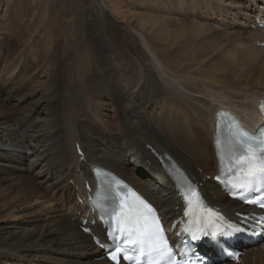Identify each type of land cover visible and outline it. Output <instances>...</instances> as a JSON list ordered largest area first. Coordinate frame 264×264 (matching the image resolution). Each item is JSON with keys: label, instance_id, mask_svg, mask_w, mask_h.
<instances>
[{"label": "bare ground", "instance_id": "bare-ground-1", "mask_svg": "<svg viewBox=\"0 0 264 264\" xmlns=\"http://www.w3.org/2000/svg\"><path fill=\"white\" fill-rule=\"evenodd\" d=\"M98 1L104 5V0ZM246 1L248 7L238 5L239 2L226 4L236 11L227 10L225 17H231L241 29L247 28V25L238 14L249 15L244 9L264 13V0H254L255 9H251L254 6L252 0ZM28 32L23 27L20 34ZM258 35L261 39L256 41H264V30L253 34ZM34 40L37 43L33 47L23 46L17 50L18 62L0 59V203L9 210L0 211V264H111L102 258L103 252L94 244L92 236L83 231L86 211L75 197L77 191L85 193L86 180L94 182L93 165L114 171L137 188L159 207L168 227L180 215L182 206L170 177L169 171L173 170L183 171L194 181L204 183L203 189L210 203L221 206L231 217H235L236 212H247L248 209L228 199L216 183L206 178L207 174H215L218 169L213 143L216 110L224 106L237 112L249 125L256 127L259 123L255 107L264 97V64H258L253 54L252 57L251 53L247 55L244 51L246 55H242V51L241 59L235 61L237 64L232 70L238 76L235 81L222 84L221 77L225 74L220 71L213 73L206 85L208 90L199 92L201 99H197V106L200 103L202 107L194 108L195 115L200 117L194 121L191 118L193 115L189 117L187 110L184 111V102L190 104L191 98L188 99L182 90L186 89L188 93L187 89L196 83L190 80L188 73L175 70L173 77L158 75V72L165 73L167 67L159 50H154V63H149L154 78L149 75L145 86L140 80L137 86L130 88L123 85L122 81H126L124 75L114 68L117 59L115 51L106 48H93L91 51L73 49L78 57L74 62L75 71H69L67 86L62 88L54 80L61 68V63L54 61L56 53L51 54V47H41L38 39ZM237 44L239 50L244 48L243 43ZM247 47L254 53L259 49L252 44ZM13 52L16 50L13 49ZM4 53L8 55L10 52L5 50ZM32 53H36V58L31 56ZM86 53L100 56L94 77L90 72H84L83 57ZM248 56H251L248 58L250 63H246ZM42 57L47 58V64L51 63L50 71L44 75V92L36 85L40 83L39 78L32 73L41 64ZM27 85L31 87L23 92ZM214 86L230 95L235 102L217 98L213 91H209ZM20 93V103L29 105L25 114L30 117H25L28 122L22 118L21 121L14 120L3 110L6 100ZM92 95H101L111 101L116 109L114 116L117 120L114 121L120 127V133L113 131L115 126L112 127L110 115L109 118L100 116L94 109ZM84 101L89 106V112L82 106ZM195 101H192L193 104ZM71 103V111H67L66 106ZM171 105L175 109L171 110ZM9 127H13L10 128L13 134L20 133L22 140L17 139L16 144L8 143L12 137L4 139V136L10 135L7 133ZM101 127L110 129L112 134H106ZM158 130L165 137L158 135ZM96 140L102 146L95 149L99 145ZM33 141H37L36 144H32ZM76 143L83 148L86 160L80 161ZM148 145L155 150L154 153L147 148ZM17 147L20 150L31 148L32 156L18 151ZM139 155L140 162L131 160ZM120 161L124 165H120ZM195 164L199 167L197 171ZM47 191L51 194L48 195ZM64 206L69 208L62 212ZM15 209L26 212L16 216ZM91 227L96 235H104L105 231L99 224ZM260 260H263L262 263ZM244 262L264 264V250L248 248Z\"/></svg>", "mask_w": 264, "mask_h": 264}, {"label": "rangeland", "instance_id": "rangeland-1", "mask_svg": "<svg viewBox=\"0 0 264 264\" xmlns=\"http://www.w3.org/2000/svg\"><path fill=\"white\" fill-rule=\"evenodd\" d=\"M231 2H239L238 5L243 6L249 4L246 0H104V5L98 0H0V59L18 62L17 50L23 46L33 47L37 43L34 39H38L41 47H51V54L56 53L54 61L61 63V68L54 80L64 88L67 86V75L70 70H73L75 59L78 58L73 49L82 48L84 51H91L93 48L96 50L106 48L116 52L117 59L114 68L117 73L124 75L126 81H122L123 85L133 88L140 80H142L141 85L145 86V79L149 75L154 78L155 74L149 63H154V50H159L167 67H165V73L164 71L158 72V75L173 77L175 70L188 73L191 76L190 80L196 83L194 87L187 89V92L192 94L191 96L186 95L188 93L182 87L184 89L182 91H185L184 95L188 99L191 98L190 104L184 102V111L187 110L189 117L193 115L191 118L195 121L200 117L195 115L194 108L202 107L200 103L197 106L198 100L201 99L199 92L204 89L208 90L206 85L210 82L209 79H212L214 72L224 73L221 83L227 84L237 80L238 76L232 70L237 64L235 61H239L242 55L251 53L258 64L259 62L264 64L263 49L254 50L255 53L258 51L257 55L251 50L248 51L247 42L251 37V31L241 29L235 20L225 17L227 10L233 9L229 7L230 5H226ZM252 8L255 9L256 5L251 6ZM233 10L236 11V9ZM244 12L252 11L248 8L244 9ZM241 16L238 14L239 18ZM23 27H26L29 32L21 35L20 31ZM237 43H243L242 47L245 49L239 50ZM13 49L16 50L15 53ZM5 50L10 53L5 54ZM35 55L36 53L31 54L33 58ZM251 56L247 57L246 63H250L248 58ZM99 57L86 53L83 57L85 73L90 72L93 77L96 75L95 69L98 70L96 67ZM156 63L158 64L157 61ZM50 64H47L46 57H42L41 64L37 65L32 72L39 78L40 83L36 85L42 92L46 87L44 75L50 71ZM30 87L31 85L24 87L23 92L26 91L25 88ZM209 89L219 99L234 100L230 99V95L226 92L219 90L218 86ZM210 92L208 95L211 94ZM22 93L10 96L3 106L5 114L17 121H21V118L24 120L25 117L30 119L25 116L29 105L20 103ZM194 93L196 96H193ZM91 98L92 105L98 114L106 115V118L110 115L113 122L112 127L115 126L112 128L113 131H117L116 134L120 133V127L118 128L115 123L116 109L111 101L105 100L101 95H92ZM209 98L215 97L209 96ZM192 99L194 101L198 99L194 102L196 107ZM174 105H171V110L175 109ZM72 106V103L67 105V111H71ZM82 106L89 112L87 108L89 106L85 101L82 102ZM188 106L191 108L189 109ZM57 109L58 106H56ZM27 119L26 122H28ZM10 128L13 127H9L7 132L10 135L4 136V139L10 136L13 140L9 139L8 143L16 144V140L22 137L18 132V135L13 134L14 131ZM101 130H104L106 134H112L110 129L101 127ZM83 137L87 139L86 136ZM62 140L66 142L64 138ZM36 142L33 141L32 144ZM96 143L99 145L95 146V149L102 146L99 140H96ZM18 151L28 153L30 156L33 153L31 148L18 149ZM131 160L140 162L141 156H135ZM119 164L124 165L122 161ZM198 168L196 171L199 170ZM47 194L51 193L47 191ZM68 208L64 206L62 212ZM5 209L6 207L0 203V211H9ZM14 212L18 213L16 216H19L26 211L15 209Z\"/></svg>", "mask_w": 264, "mask_h": 264}, {"label": "snow or ice", "instance_id": "snow-or-ice-1", "mask_svg": "<svg viewBox=\"0 0 264 264\" xmlns=\"http://www.w3.org/2000/svg\"><path fill=\"white\" fill-rule=\"evenodd\" d=\"M240 137L239 140L228 139L220 145L221 172L232 173V179L228 182L235 188H243L246 191L252 190L255 186L264 188V138H261L258 142L254 141L246 132H241ZM192 195L196 197V204L202 206L203 202L199 199V194L193 191ZM133 196H135V193H133ZM186 198H188L187 195ZM136 201L139 202V206H126L122 202L119 206V213L116 214L114 210V218L117 219L115 231L119 236L110 235L114 240L121 239L126 245H140L141 255L144 254L142 246L147 242L153 250L160 249L162 256L166 250L162 246L166 245V242L163 239V229L155 216L154 209L138 196H136ZM189 206L191 211V199H189ZM260 206L264 207V201L260 202ZM188 214L186 212V215ZM204 215L208 218L209 223L212 222L211 218L216 216L211 209H206ZM149 218L151 227L148 226ZM259 223L261 227H264V218ZM196 238L194 235L193 239ZM101 246L103 247V245ZM126 251L127 247L117 245L112 259L117 260L118 254L126 253ZM123 259L131 260L132 257L124 255ZM152 264H155V262H152Z\"/></svg>", "mask_w": 264, "mask_h": 264}]
</instances>
